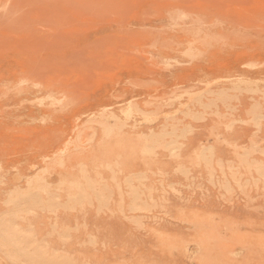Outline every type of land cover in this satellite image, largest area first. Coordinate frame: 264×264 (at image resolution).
Returning <instances> with one entry per match:
<instances>
[{"label": "rangeland", "instance_id": "obj_1", "mask_svg": "<svg viewBox=\"0 0 264 264\" xmlns=\"http://www.w3.org/2000/svg\"><path fill=\"white\" fill-rule=\"evenodd\" d=\"M0 239L264 264V0H0Z\"/></svg>", "mask_w": 264, "mask_h": 264}, {"label": "bare ground", "instance_id": "obj_2", "mask_svg": "<svg viewBox=\"0 0 264 264\" xmlns=\"http://www.w3.org/2000/svg\"><path fill=\"white\" fill-rule=\"evenodd\" d=\"M10 229V228H9ZM6 230H7V228H6ZM10 231V230H9ZM6 238L8 237V234H7V236H5ZM9 237H10V235H9ZM17 239V238H16ZM1 240V239H0ZM5 240V239H4ZM6 240H10V239H6ZM12 240V239H11ZM15 240V239H14ZM2 241V240H1ZM20 243L22 242L21 240H18ZM10 242V241H9ZM4 243V242H3ZM6 243V242H5ZM8 243V242H7ZM11 243V242H10ZM13 243V242H12ZM12 243H11V245H12ZM14 244V243H13ZM23 243H21V244H19V246H21ZM2 245V244H1ZM16 245V244H15ZM4 246V245H3ZM13 246V245H12ZM18 246V248H20L21 249V247H19ZM17 248V247H16ZM23 248V247H22ZM38 253V255H39V252H37ZM10 255V254H9ZM28 255V254H27ZM36 257H37V255H36ZM12 259H13V257H12Z\"/></svg>", "mask_w": 264, "mask_h": 264}]
</instances>
